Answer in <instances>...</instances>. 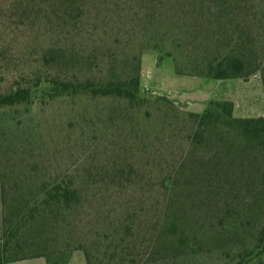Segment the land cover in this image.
Returning <instances> with one entry per match:
<instances>
[{
  "label": "rangeland",
  "instance_id": "obj_1",
  "mask_svg": "<svg viewBox=\"0 0 264 264\" xmlns=\"http://www.w3.org/2000/svg\"><path fill=\"white\" fill-rule=\"evenodd\" d=\"M62 2L0 0V93L36 75L84 81L108 77L114 63L121 71L139 62L143 93L167 98L173 109L150 103L132 115L112 98L39 93L28 107L0 111L7 187L20 178L65 173L105 180L89 189L78 211L77 243L65 254L58 243L63 257L52 262L87 264L88 253L94 264H226L224 255L206 249L200 258L175 255L156 231L167 214H183L194 228L239 221L256 201L264 207V147L222 146L218 140L235 139L219 129L200 130L191 117L212 102L232 103L235 118L264 117V72L228 80L206 74L205 52L215 51L214 36L222 35L214 24L221 9L208 0ZM235 4L232 16L220 19L264 62V0ZM50 47L80 65L46 68L42 56Z\"/></svg>",
  "mask_w": 264,
  "mask_h": 264
},
{
  "label": "trees",
  "instance_id": "obj_2",
  "mask_svg": "<svg viewBox=\"0 0 264 264\" xmlns=\"http://www.w3.org/2000/svg\"><path fill=\"white\" fill-rule=\"evenodd\" d=\"M73 1L63 0L62 3ZM208 1L212 9L222 10L219 12L221 16L217 18L219 20L214 22L217 25L215 29L222 35L219 39L214 36L215 51L205 52L203 60L207 65L206 74L217 80H228L248 78L264 72V62L259 58V53L250 47L243 34L239 35V39L228 34L225 22L220 19L230 13L232 16L236 10V0ZM226 24L234 27V19H228ZM42 60L46 68L80 65L79 59L71 55L69 57L64 50L53 47L45 50ZM196 71L202 73L198 68ZM45 85L50 88H45ZM39 93L43 98H112L124 102L122 112L132 115L150 103L159 104L164 110L173 109L172 102L167 98L152 100L143 93L140 64L134 62L127 64L121 71L118 63H114L106 78L76 81L51 74L45 79L38 75L32 80L23 78L6 92L0 93V111L28 107L40 98ZM191 117L200 130L219 129L222 137L235 139L218 140L222 146L229 143L243 151L250 147H264V117L235 118L230 102H212L203 114H193ZM8 173L11 172H2L0 168V264L40 257L45 258L47 264H56L51 258L62 255V251L65 254L77 243L75 218L89 201V189L105 181L103 176L100 183L91 172L65 173L56 177L31 176L17 180L16 187H7ZM30 173L36 175V169L33 167ZM183 217L180 213L164 215L157 226V238L165 241L167 248L175 255L185 252L191 258H200L206 249L207 254L224 255L226 264H264V207L257 201L250 203L246 214L239 221L224 218L215 225L193 224V228ZM58 243L65 249L57 250ZM87 264H94L88 253Z\"/></svg>",
  "mask_w": 264,
  "mask_h": 264
},
{
  "label": "crops",
  "instance_id": "obj_3",
  "mask_svg": "<svg viewBox=\"0 0 264 264\" xmlns=\"http://www.w3.org/2000/svg\"><path fill=\"white\" fill-rule=\"evenodd\" d=\"M0 237H1V205H0ZM8 264H47V262H46L45 258L40 257V258H34V259L12 262V263H8Z\"/></svg>",
  "mask_w": 264,
  "mask_h": 264
}]
</instances>
